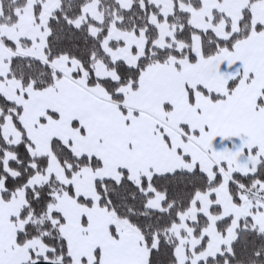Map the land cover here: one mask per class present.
Listing matches in <instances>:
<instances>
[{
  "label": "snow or ice",
  "instance_id": "snow-or-ice-1",
  "mask_svg": "<svg viewBox=\"0 0 264 264\" xmlns=\"http://www.w3.org/2000/svg\"><path fill=\"white\" fill-rule=\"evenodd\" d=\"M0 264H264V0H0Z\"/></svg>",
  "mask_w": 264,
  "mask_h": 264
}]
</instances>
